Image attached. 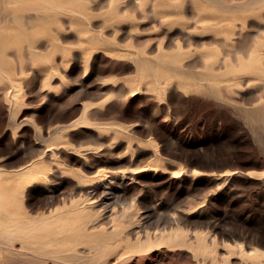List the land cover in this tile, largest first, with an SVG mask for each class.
<instances>
[{
  "label": "rangeland",
  "instance_id": "rangeland-1",
  "mask_svg": "<svg viewBox=\"0 0 264 264\" xmlns=\"http://www.w3.org/2000/svg\"><path fill=\"white\" fill-rule=\"evenodd\" d=\"M6 1L5 200L34 217L71 194L107 198L84 231L95 241L76 245L96 254L69 264H264L245 253L264 250V0ZM122 204L117 233L96 245ZM61 257L0 250V264Z\"/></svg>",
  "mask_w": 264,
  "mask_h": 264
},
{
  "label": "bare ground",
  "instance_id": "bare-ground-1",
  "mask_svg": "<svg viewBox=\"0 0 264 264\" xmlns=\"http://www.w3.org/2000/svg\"><path fill=\"white\" fill-rule=\"evenodd\" d=\"M19 2L20 6L26 7L30 4L39 5L42 8H47L50 0H7V4H12ZM50 5V4H49ZM52 5V4H51ZM50 5V6H51ZM69 5H71L69 3ZM58 6V5H57ZM55 6V7H57ZM61 6V5H59ZM73 6V5H72ZM62 7H65L64 5ZM49 8V7H48ZM51 8V7H50ZM69 8H72L69 6ZM54 9V8H53ZM64 9V8H61ZM73 9V8H72ZM47 10V9H46ZM52 10V9H51ZM60 10V9H58ZM67 10V9H66ZM65 10V11H66ZM41 11V10H40ZM62 11V10H60ZM35 12V11H34ZM38 12V11H37ZM42 12V11H41ZM64 12V11H63ZM72 12H74L72 10ZM68 14L69 12L66 11ZM71 13V11H70ZM75 13V12H74ZM6 17V16H5ZM16 20V19H15ZM36 20V19H35ZM3 21V20H2ZM9 23V22H8ZM18 23V22H16ZM24 27V26H23ZM2 72L4 70L0 69ZM6 72V71H5ZM4 72V73H5ZM16 91V90H15ZM258 117V116H257ZM84 119V118H83ZM79 124V123H78ZM58 127V126H57ZM61 127V126H60ZM65 127V126H64ZM56 128V127H55ZM59 128V127H58ZM66 128V127H65ZM59 130V129H58ZM57 131V129L55 130ZM54 132V130L52 131ZM51 132V133H52ZM51 135V134H50ZM42 139V138H41ZM43 149V148H42ZM56 149V148H55ZM75 149V148H74ZM88 149V148H87ZM95 149V148H94ZM46 150V149H45ZM60 151V150H59ZM70 151V150H69ZM81 151V150H78ZM56 152V151H55ZM81 154V153H80ZM54 155V154H53ZM44 156V155H43ZM46 156V154H45ZM50 156V155H49ZM54 157V156H53ZM56 157V156H55ZM68 159V158H67ZM57 160L56 158L53 159ZM61 160V159H59ZM36 161V160H35ZM35 161H32L35 162ZM58 161V160H57ZM62 161V160H61ZM64 161L61 162V164ZM30 163V162H29ZM28 163V164H29ZM36 163V162H35ZM38 163V162H37ZM36 163V164H37ZM43 164V162H41ZM40 164V163H39ZM41 164V165H42ZM58 164V163H57ZM56 164V165H57ZM59 164V165H61ZM32 165V164H31ZM44 165V164H43ZM42 165V166H43ZM25 166V165H24ZM23 166V167H24ZM36 166V165H35ZM34 166V167H35ZM38 166V165H37ZM41 166V167H42ZM58 166V165H57ZM64 166V165H63ZM40 167V166H39ZM45 168V165L43 166ZM59 167V166H58ZM61 167V166H60ZM138 167V166H137ZM22 168V167H20ZM30 168V167H29ZM134 168V167H133ZM132 168V170H133ZM143 168V167H142ZM19 169V168H18ZM26 169V167H25ZM28 169V168H27ZM32 169V168H30ZM34 169V168H33ZM43 169V168H42ZM58 169V168H57ZM65 170V168H63ZM62 169V170H63ZM84 169V168H83ZM136 169V168H134ZM139 169V168H138ZM152 169V168H151ZM17 170V169H16ZM16 170H13L16 171ZM131 170V168H130ZM140 170V169H139ZM145 170V169H144ZM9 171V170H8ZM31 171V170H30ZM137 171V170H136ZM12 172V171H11ZM19 172H21L19 170ZM28 172V171H27ZM112 172V171H111ZM2 173V172H1ZM18 173V172H17ZM30 173V172H29ZM28 173V174H29ZM131 174L134 172H130ZM4 174V173H2ZM6 174V173H5ZM12 173L9 174V176ZM14 174V173H13ZM16 174V173H15ZM21 175L23 173H20ZM26 174V173H25ZM26 174L25 176H27ZM111 174V173H110ZM8 175V174H6ZM17 175V174H16ZM20 175V176H21ZM31 175V174H30ZM77 175V174H76ZM127 175V174H126ZM18 176V175H17ZM16 176V177H17ZM37 176V175H36ZM39 176H42L39 174ZM82 176V175H81ZM128 176V175H127ZM87 177V176H85ZM112 177V176H111ZM22 178V177H21ZM45 178V177H44ZM53 178V177H52ZM47 179V178H46ZM77 179V178H76ZM85 179V178H84ZM82 179V180H84ZM102 179V178H101ZM109 179V178H108ZM131 179V178H130ZM49 180V178H48ZM78 180V179H77ZM111 180V179H110ZM19 181V180H18ZM22 181V179H20ZM90 181V180H89ZM94 181V180H93ZM9 182V180L7 181ZM45 182V181H44ZM92 182V181H91ZM110 182V181H109ZM79 183V182H78ZM81 185L82 182H80ZM79 183V184H80ZM101 183V182H100ZM109 184V183H108ZM46 185V184H44ZM88 182V186H89ZM74 186V184H73ZM50 187V186H49ZM86 187V186H85ZM97 187V186H96ZM110 187V186H109ZM45 188H47L45 186ZM113 188V187H112ZM103 189V188H102ZM118 190V189H117ZM90 191V190H89ZM106 191V190H105ZM109 191V190H107ZM120 191V190H119ZM118 191V192H119ZM7 192V191H6ZM92 192V191H91ZM117 192V193H118ZM51 193V192H50ZM67 193V192H66ZM71 193V192H70ZM69 193V194H70ZM78 193V192H77ZM76 193V195H77ZM104 193V192H103ZM101 194V193H100ZM109 194V193H108ZM47 195V193H46ZM55 195V194H53ZM62 195V194H61ZM60 195V196H61ZM64 195V194H63ZM75 195V194H74ZM99 193L97 190H94L92 193L81 194L78 199L73 200V194L67 202H63L60 208H47V212H42L38 216H29L28 212L25 210L24 206L17 205L16 203L9 202L5 200L4 193L0 192V250L8 251L16 255L23 257L24 261H30L34 257L53 255L58 256L62 255V260L65 264H69V260L81 259L82 257L76 255V245L82 242L95 241L92 234L85 233L86 224L89 222L90 217L93 212H98L101 208L103 209L106 205L107 198H100V205L95 206L91 204H86V202L98 198ZM110 196V195H109ZM108 196V197H109ZM47 197V196H46ZM50 197V196H49ZM67 197V196H66ZM48 198V197H47ZM54 198V197H53ZM58 198V196L56 197ZM76 198V197H75ZM49 199V198H48ZM52 199V198H51ZM65 199V198H64ZM112 199V198H111ZM122 199V198H121ZM47 200V199H46ZM56 200V199H54ZM60 200V199H59ZM50 201V200H49ZM119 202V200H118ZM46 203V202H45ZM54 203V201H53ZM89 203V202H88ZM91 203V202H90ZM113 203V202H112ZM124 203V202H123ZM126 203V202H125ZM115 204V203H114ZM119 204V203H118ZM121 204V201H120ZM50 205V204H49ZM112 205V204H111ZM115 205L112 206V208ZM124 205H121L122 210L115 211L112 209L110 212L112 214L109 219V223L112 224L111 232L108 233L105 228L101 229L97 235V244L98 246L104 248L109 239L113 234H116L118 231L119 221L122 216L126 214V211L123 209ZM41 209V208H40ZM107 210V209H106ZM105 211V210H104ZM34 213V212H33ZM109 215V214H108ZM130 219V218H129ZM163 219V218H162ZM166 219V218H165ZM164 219V221H165ZM169 219V218H168ZM170 220V219H169ZM169 222V221H168ZM173 223V222H171ZM166 224V223H165ZM158 225V223H157ZM164 225V224H163ZM170 225V224H169ZM161 226V224H160ZM165 226V225H164ZM160 228V227H159ZM163 228V227H162ZM172 228V227H171ZM174 229V228H172ZM133 236V235H132ZM147 239V236H146ZM118 241V240H117ZM116 243V242H115ZM137 243L141 244L140 240ZM239 244L241 242H235ZM118 244V243H117ZM85 245V244H84ZM95 245V246H96ZM116 244H114L115 247ZM18 246V247H17ZM112 245H110L111 247ZM80 247V246H79ZM113 247V248H114ZM243 248V247H242ZM111 249V248H110ZM243 251V250H242ZM258 251L264 252V250H259L256 247H249L248 250H245V253L250 255L252 253H257ZM88 253L87 256H84L82 259L91 260L96 254V250L89 247L88 251L83 253ZM63 253V254H62ZM264 257V253H263ZM44 258V257H43ZM49 259V258H48ZM53 260V259H52ZM213 260V259H212Z\"/></svg>",
  "mask_w": 264,
  "mask_h": 264
}]
</instances>
